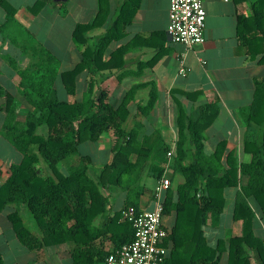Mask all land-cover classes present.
<instances>
[{
  "label": "trees",
  "instance_id": "trees-1",
  "mask_svg": "<svg viewBox=\"0 0 264 264\" xmlns=\"http://www.w3.org/2000/svg\"><path fill=\"white\" fill-rule=\"evenodd\" d=\"M46 2L48 0L37 1L33 11L37 12ZM141 2L117 0V6L113 8L112 0H98L95 17L79 22L72 32L82 57L70 69L62 70L59 57L33 40V34L28 32L27 40H16L21 43L23 52L33 54L36 59L26 65L19 64L20 67L14 64L22 78L21 84L28 88L26 98L31 105L23 119L18 116L7 86L0 80V110L5 112L0 134L22 153L19 162H6L0 158V216L6 207L15 205L8 218L19 240L31 249L74 241L88 245L90 239L95 238L90 236L95 229V219L108 214L110 197L104 190L112 184L124 187L127 197L124 208L104 223L105 229L117 236L116 248L130 242L134 238V227L132 222L121 219L122 211L130 205L140 208V198L145 192L142 187L145 171H159L158 177L163 175L172 147L161 136L153 142L146 137L140 140L139 128L129 129L125 124L130 115L129 102L135 97L136 90L147 84L132 87L118 106L107 100L105 90L96 94L104 80L124 68L126 54L138 42L140 35L125 44L120 43L128 36L127 27ZM0 4L7 10L3 25L6 29L15 22L16 8L7 0H0ZM254 7V15L243 17L238 30L251 56L255 58L261 53L260 62H264V0H258ZM103 26L106 29L102 34L90 37L91 30ZM115 43L118 46L114 47ZM85 70L89 71L90 77L84 98L76 101L61 98L56 88L58 77L66 93L75 94L78 77ZM128 72L123 70L118 78L122 79ZM200 94V90L174 88L171 91L177 107V141L171 168L185 177L176 189H167L164 200V214L177 211L172 258L180 238L182 241L188 239L198 257L202 256L199 252L207 246L202 224L210 210H222L227 186L242 185L234 216L245 220L247 230L255 216L249 204L250 196L257 199L264 215V79L257 80L254 102L248 111L249 120L260 128L259 136L245 140V150L253 154L250 161L240 162L234 150L228 151L225 158L226 140L220 141L212 154L205 152L204 133L218 116L220 107L217 101L193 107ZM157 99L153 86L148 100L140 106L142 112L148 114ZM42 127L46 134L39 133ZM107 131L114 133V156L99 170H94L91 155L81 153L80 146L86 141L99 140ZM39 154L48 164L46 174L36 167ZM73 155L77 156L75 161L70 160ZM24 206L34 216L39 232H34L25 223ZM182 230L183 235L179 236ZM242 239L235 237L232 241L241 242ZM259 243L264 255L263 238ZM166 261L168 264L169 260ZM0 264H6L1 251ZM74 264H80L79 260L76 259Z\"/></svg>",
  "mask_w": 264,
  "mask_h": 264
},
{
  "label": "crops",
  "instance_id": "crops-1",
  "mask_svg": "<svg viewBox=\"0 0 264 264\" xmlns=\"http://www.w3.org/2000/svg\"><path fill=\"white\" fill-rule=\"evenodd\" d=\"M7 1L16 8V14L15 22L3 29L7 10L0 4V65H26L35 61L36 57L23 52L21 43L16 42L18 39H29L28 32L33 34V40L58 55L61 65L69 64L67 68H61L62 70L73 68L81 60V49L75 44L72 32L79 22H87L95 17L98 0H48L37 12H34L32 7L40 0ZM257 1L203 0L207 11L205 41L188 48L173 41L167 32L170 0H142L132 23L127 27L128 36L120 43L125 44L135 35H140L138 42L134 43L126 54L124 68L104 80L97 87L96 94L99 95L105 90L107 100L118 106L132 87L147 84L140 86L135 97L129 102L130 115L125 124L129 129L139 128L140 140L146 137L153 142L161 136L164 142L175 150L177 107L171 91L174 88L186 91L200 90L201 94L193 107L211 101H217L220 107L218 116L204 133L205 152L212 154L218 143L226 140L228 147L225 158L228 151L234 150L240 162L250 161L253 154L245 150V140L247 137L253 139L259 136L260 128L249 120L248 111L254 102L257 80L264 79V62H260L261 53L255 58L251 56L249 47L239 35L238 29L243 17L254 15ZM112 3L113 8H116L117 0H112ZM105 29V26L97 27L88 34L94 38ZM115 46H118V43H115ZM56 49H61V52H56ZM183 59L188 68L185 74L180 72ZM1 69L0 66V72ZM123 70L129 72L119 79L118 74ZM9 71L11 76L13 71ZM89 77L88 70L79 75L77 91L73 94L75 98H69L71 101L84 98ZM3 80L8 86V78L4 77ZM153 86L156 88L158 99L154 108L144 114L140 106L148 100ZM107 132L109 135L105 141L106 145H99V150L107 154L105 162L98 164L99 166L110 162L114 156V133ZM101 138L97 143L102 142ZM84 154L91 155L93 163L95 162L93 154ZM76 158L77 156L73 155L70 160L75 161ZM171 166L172 162L161 177H158L159 171H145L142 178L145 192L139 204L141 209L155 207L154 191L165 174L172 180L170 187L176 189L184 182V175L173 172ZM238 174L241 177L240 171ZM240 191L241 183L227 186L224 189L225 202L222 210L208 212L201 227L207 246L203 247L202 253L199 252L202 255L200 257L188 239L182 241L180 238L179 247L172 258L175 249L172 234L177 224V211L172 210L164 214V225L168 231L166 241L170 247L168 264H264V255L259 247V242L264 236L263 211L257 199L250 196L248 200L255 216L250 229L247 230L245 220L234 216ZM104 192L110 197L108 214L95 219V229L90 233V236L95 238L90 239L88 245L74 241L31 249L24 245L15 233L16 240L12 237L13 244L7 242V246H12L14 251L10 262L0 248L6 264H74L76 259L80 264H107V255L117 247V236L105 229V224L117 211L124 208L127 192L124 187L113 184ZM29 212L31 213L30 210ZM22 215L25 223L34 232H39L32 213L29 220L23 212ZM6 218L10 221L8 216ZM178 235H183V230ZM235 237H242L243 241L233 243L232 238ZM209 248L212 251H209Z\"/></svg>",
  "mask_w": 264,
  "mask_h": 264
},
{
  "label": "built area",
  "instance_id": "built-area-1",
  "mask_svg": "<svg viewBox=\"0 0 264 264\" xmlns=\"http://www.w3.org/2000/svg\"><path fill=\"white\" fill-rule=\"evenodd\" d=\"M207 11L203 0H170V20L167 32L170 38L192 48L205 41ZM180 72L187 73L184 64ZM174 147L168 152V162L165 171L172 162ZM172 185L168 175L158 182L154 195L153 209L128 206L122 211V218L132 222L134 238L107 256V264H165L170 247L167 244L168 231L164 225V195ZM264 243V236H263Z\"/></svg>",
  "mask_w": 264,
  "mask_h": 264
},
{
  "label": "rangeland",
  "instance_id": "rangeland-1",
  "mask_svg": "<svg viewBox=\"0 0 264 264\" xmlns=\"http://www.w3.org/2000/svg\"><path fill=\"white\" fill-rule=\"evenodd\" d=\"M64 39H65V37H64ZM56 52H61V49H56ZM29 54L32 55L31 53H29ZM16 60H17V58H16ZM20 65H24V64H20ZM20 65L18 64L17 67H20ZM68 65H69L68 63H64L62 65L60 64L61 68H63V69L67 68ZM0 66L2 68L1 69L2 71L0 72V77H1L0 80L2 79L1 81L4 83V80H3L4 77H5V79L8 78V80H7V83H8L7 87L8 88L7 89L9 91V94H11V98L14 99L13 101L16 104V109H17L19 118L23 119L25 114L27 113V111L31 108V105L26 98V92H27L28 88L21 84L20 81H22V78H21L20 74L17 72V68L14 64H12V63H10L9 65L2 64ZM10 69L13 71L12 72L13 74L11 76H10L11 72L9 71ZM56 88H57L58 94L61 98H66V99H69V98L74 99L75 98V96L73 94H67L66 93L65 87H64L63 82H62L60 77H58V79L56 81ZM4 114H5V112L0 110V128L2 126ZM39 133L46 134V130L44 129V127L39 129ZM108 135H109V132H105L103 134V136L101 138L102 142L97 143V141H86V142L82 143L80 146V152L81 153L87 152V153L94 155V157H95V162L93 163L94 170H99L101 165L99 166L98 164L105 162V157H106L107 152H106V154H105V151L101 152L99 150V145H103V146L106 145L105 141H106V138ZM0 158L6 162H19L22 159V153L19 150H17L1 134H0ZM35 164H36V167L38 168L40 173L46 174L49 171V167H48L47 162L43 159V157L40 154L38 155V160L36 161ZM65 164L66 163L63 164L64 168L67 167V164L66 165ZM14 209H15V205L11 204L3 210V212L1 213V216H0V248L4 252L6 258L8 259V262H10V259H12V254L14 253V251L12 250V246L11 247L7 246V242H9L12 245L13 244L12 237L16 240V236H15V231L12 228L10 221L6 217ZM22 212L27 217V220H29V218L31 216L29 209L26 206H24Z\"/></svg>",
  "mask_w": 264,
  "mask_h": 264
}]
</instances>
